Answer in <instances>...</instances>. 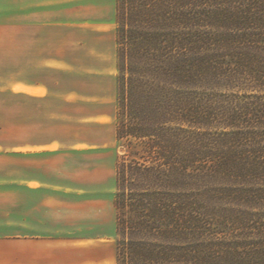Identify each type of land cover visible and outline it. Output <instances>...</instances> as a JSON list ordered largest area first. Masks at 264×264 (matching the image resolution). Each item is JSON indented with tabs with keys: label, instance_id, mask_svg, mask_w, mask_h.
I'll list each match as a JSON object with an SVG mask.
<instances>
[{
	"label": "trees",
	"instance_id": "trees-1",
	"mask_svg": "<svg viewBox=\"0 0 264 264\" xmlns=\"http://www.w3.org/2000/svg\"><path fill=\"white\" fill-rule=\"evenodd\" d=\"M116 264H264V0H115Z\"/></svg>",
	"mask_w": 264,
	"mask_h": 264
},
{
	"label": "crops",
	"instance_id": "crops-1",
	"mask_svg": "<svg viewBox=\"0 0 264 264\" xmlns=\"http://www.w3.org/2000/svg\"><path fill=\"white\" fill-rule=\"evenodd\" d=\"M20 10L0 36V264H116L115 0Z\"/></svg>",
	"mask_w": 264,
	"mask_h": 264
},
{
	"label": "rangeland",
	"instance_id": "rangeland-1",
	"mask_svg": "<svg viewBox=\"0 0 264 264\" xmlns=\"http://www.w3.org/2000/svg\"><path fill=\"white\" fill-rule=\"evenodd\" d=\"M22 7H23V0H0V36L1 38L3 35H5L6 30H8L7 29L9 26L8 24L18 22V18H19L18 13L22 11L20 10L22 9ZM118 76H119V72L117 75V84H118ZM117 99H118V94H117ZM117 105H118V101H117ZM124 150L125 149L121 147V142H119L120 155L123 154ZM102 249H104L103 254L107 255L109 249L111 248L106 246V247H102Z\"/></svg>",
	"mask_w": 264,
	"mask_h": 264
}]
</instances>
